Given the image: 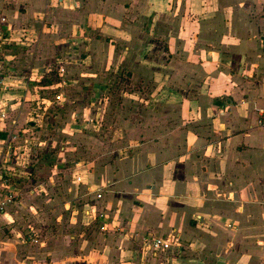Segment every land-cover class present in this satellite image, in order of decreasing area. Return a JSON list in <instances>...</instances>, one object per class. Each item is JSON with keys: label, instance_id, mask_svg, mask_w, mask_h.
<instances>
[{"label": "crops", "instance_id": "crops-1", "mask_svg": "<svg viewBox=\"0 0 264 264\" xmlns=\"http://www.w3.org/2000/svg\"><path fill=\"white\" fill-rule=\"evenodd\" d=\"M69 49L162 89L106 175L64 174L38 126L7 121ZM262 108L264 0H0V264H264Z\"/></svg>", "mask_w": 264, "mask_h": 264}, {"label": "rangeland", "instance_id": "rangeland-1", "mask_svg": "<svg viewBox=\"0 0 264 264\" xmlns=\"http://www.w3.org/2000/svg\"><path fill=\"white\" fill-rule=\"evenodd\" d=\"M150 41L153 44L151 47H156L152 57L157 61V46L161 44L157 39ZM57 57L59 55L55 53L51 59L52 65L42 69L44 70L42 73L40 70V75L38 73L40 78L38 85L42 87L36 86L35 89L46 100L5 101V109L9 112L8 124L13 126L21 124L20 127L27 124L28 128L38 126L37 131H43L41 138L53 140L57 148L62 146L66 148L64 151L57 150L56 147L54 150L51 149L52 151L48 149L50 156L52 153L60 155V159L57 154L52 157L54 160L64 159V165H60L64 174L70 175L77 171L81 167L76 165L79 162L83 166L87 165L91 173L99 169L105 175L109 174L110 164L129 155L128 148L133 145L132 140L126 138L127 125L143 126L142 124L146 123L144 115L158 104L157 101H151L148 95L155 96L162 89L153 82L154 78L150 75V80L132 82L129 80L130 74L127 69L106 64L105 59L109 60V53L105 51H102L101 64H98V60L97 62L87 60L83 63L79 53L75 52L72 55V49H69L70 58L66 61H57ZM57 64L63 65V70ZM47 83L50 84L49 87ZM133 92L136 94L134 97L131 96ZM56 95L62 97L55 100ZM163 95L172 98L170 91ZM14 104H19L20 107L18 105L17 108L13 107ZM19 111L23 113L22 116ZM66 124H69L70 128H67ZM61 129L64 132H61ZM62 152L65 155L62 156ZM45 170L47 173V168L41 166L38 176L43 175ZM55 182L57 188L62 187L58 179ZM61 191L62 194L51 193L58 198V202L63 198L67 199L68 196L66 187ZM29 201L27 198L26 203ZM44 207L45 202H42L39 208L44 210ZM23 213L22 216L28 219V212Z\"/></svg>", "mask_w": 264, "mask_h": 264}, {"label": "built area", "instance_id": "built-area-1", "mask_svg": "<svg viewBox=\"0 0 264 264\" xmlns=\"http://www.w3.org/2000/svg\"><path fill=\"white\" fill-rule=\"evenodd\" d=\"M258 123L260 126L264 127V108L259 109L258 110ZM13 140H15L17 138V135H13L12 136ZM98 198L101 197L100 194L97 195ZM15 196L14 195H7L4 200L1 202L0 207L2 208L3 206H6L7 204L13 203L15 200ZM153 247L155 249H162V250H168L170 248V242L169 240H165V239H155L153 241Z\"/></svg>", "mask_w": 264, "mask_h": 264}]
</instances>
